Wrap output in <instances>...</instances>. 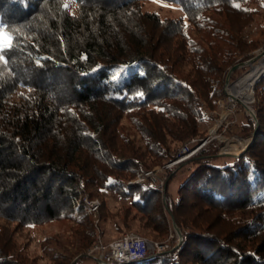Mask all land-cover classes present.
I'll list each match as a JSON object with an SVG mask.
<instances>
[{
	"label": "trees",
	"instance_id": "obj_1",
	"mask_svg": "<svg viewBox=\"0 0 264 264\" xmlns=\"http://www.w3.org/2000/svg\"><path fill=\"white\" fill-rule=\"evenodd\" d=\"M65 1L0 0V25L21 29L0 64V264L32 260L15 242L18 229L73 213L81 249L97 234L163 241L173 223L180 230L176 249L125 264H264V75L253 87L257 122L240 125L255 135L237 158L224 161L208 144L168 169L162 187L128 184L199 144L202 103L213 111L225 96L233 52L258 47L244 32L255 14L247 5L260 0H159L184 19L144 11L152 0H77L75 14ZM40 57L50 59L38 66ZM83 189L100 199L97 228L74 206Z\"/></svg>",
	"mask_w": 264,
	"mask_h": 264
},
{
	"label": "rangeland",
	"instance_id": "obj_2",
	"mask_svg": "<svg viewBox=\"0 0 264 264\" xmlns=\"http://www.w3.org/2000/svg\"><path fill=\"white\" fill-rule=\"evenodd\" d=\"M65 3H69V7L67 8L68 12L75 14L77 11L75 4L73 2H69V0H66ZM247 6L251 11H255V14L253 16V21L249 24L248 28L244 32V37L246 41L251 40L253 42H259V44L256 49L250 51L249 53H237V51L236 52L234 51L232 56L236 60V64L241 63L253 57L255 54L258 53L261 54L262 52H264V36L261 34L262 33L261 22L264 19V0H260L254 3H249ZM142 9L148 12H155L161 18L184 19L183 14L181 13L180 9L177 6L159 0H157V2H154V0L145 2ZM249 68H250L249 66H244L234 71L229 78L228 84L230 85L231 83H234L238 78L244 75L249 70ZM124 73L125 71L122 67L113 69L110 71L111 79L113 81H117L123 77ZM114 76H117V78L113 79ZM252 84L253 82L249 85V87ZM227 85L225 84L224 81L223 91L225 96L216 101L215 109L213 111L207 110L204 107L205 106L204 103H202L203 106L202 113L204 115V119L202 123L199 124V127H200V131L203 132L204 135L203 138L200 139L199 143L202 140L210 137L211 136L210 129L214 127L216 124L218 123L219 124L215 132V136L210 137V140H208L202 147H200V149L206 147L208 144L211 145L213 144V145H218L217 153H220L221 148L224 146L226 140H237V141L240 140L244 142V146H246L245 144L249 142L250 136H244L240 134V130H241L240 125L244 121V117L246 116L248 118L250 117L246 115L242 103L236 101L230 95H229L230 97V101H229L228 95L226 94ZM245 96L247 98V102H246L247 106L251 105L252 110L255 112V110L253 109L254 101H255L254 88L252 90V97L248 96V92H246ZM229 102L230 105L232 106L231 108L232 110L230 112H228L230 110ZM224 114L225 116L222 117ZM125 122L126 120H122V123ZM194 141L195 140H192L190 143L193 144ZM236 148L237 147L227 148V146L225 145V152H230V155L232 156H222L224 157L223 160L230 161L232 158H235L233 156L239 155L244 149V148L242 149H236ZM191 149L192 148H190L189 150ZM185 150L186 148H182L179 154L183 153ZM199 150L196 153H198ZM166 165L155 166L151 170H149V171L157 172L158 178L161 179L163 183L165 181L164 178L168 177L167 176L168 169L164 168ZM189 167L190 166L188 164L184 163L175 170L176 171L175 179L172 180V182L169 185V189H168L169 192H174V189H176L178 185V181L183 178ZM84 195H88L89 198L91 199L96 198L100 202V199L98 197H92L91 192L89 190L83 189L80 191L79 196L74 203L75 207L78 206L82 207L81 196ZM100 207H101V202H100ZM89 217L91 218V221L94 219L91 215H89ZM78 220H79L78 215L76 213H73V215L70 218H60L54 222L47 223L42 226L18 229L13 234V237L15 239L18 248L23 245L22 246V248L24 249L23 253L30 254V258H32V260L30 261L29 264H51L52 262L55 261L64 262L65 264L67 263L71 264L77 259H79L78 264H92L94 260L90 256H87V253L90 251V249H92L94 244L87 249H81L80 243L82 242L81 240L82 236L80 233L82 229L81 226H79L75 222ZM129 232L139 235L141 237L145 236L134 230H131ZM95 238H94V243H95ZM144 238H146V236ZM146 239L149 240L150 242L166 245L168 248H165V251L170 250L177 243V236L173 228L168 233V237L163 241H159V240L157 241L154 239H150L148 237Z\"/></svg>",
	"mask_w": 264,
	"mask_h": 264
},
{
	"label": "built area",
	"instance_id": "obj_3",
	"mask_svg": "<svg viewBox=\"0 0 264 264\" xmlns=\"http://www.w3.org/2000/svg\"><path fill=\"white\" fill-rule=\"evenodd\" d=\"M204 144L205 143H203L201 147ZM187 151L186 149L183 153ZM183 153L179 154V156ZM178 163L180 162L176 161L174 164H167L164 168L170 169L171 166L173 167ZM148 179L152 182H158V185L162 187L163 181L158 178L157 172L154 171L142 172L128 184H140ZM81 197L82 206L86 213L94 218V226L97 228L99 223L97 218L100 209L99 200L96 198L91 199L88 195ZM165 248L168 247L166 245L150 242L146 238L130 232L124 233L119 239L110 242H104L100 235L97 234L94 246L87 253V256H90L97 264H125L141 261L150 255L160 254L165 251Z\"/></svg>",
	"mask_w": 264,
	"mask_h": 264
},
{
	"label": "bare ground",
	"instance_id": "obj_4",
	"mask_svg": "<svg viewBox=\"0 0 264 264\" xmlns=\"http://www.w3.org/2000/svg\"><path fill=\"white\" fill-rule=\"evenodd\" d=\"M249 66V70L242 75L240 78H238L234 83H231L230 85L228 84V86L226 87V92L228 94V99H229V95L235 99L236 101L242 103V106L245 110V112L248 111V109H250V106H247V98L245 96L247 89L249 87V85L254 82V80L263 72L264 70V52H262L261 54H257V58L255 60H253L252 62H250L248 65ZM243 67V66H242ZM241 68V67H240ZM252 102V100H251ZM229 108L230 110L228 112H230L232 109V106L230 105L229 102ZM225 114L222 116L224 117ZM219 124V123H218ZM218 124H216L214 127H212L210 129V137L215 136V132L218 128ZM248 142V140H247ZM247 144V143H246ZM245 144V145H246ZM225 145L227 146V148H235L236 149H242L244 148V142L240 141V140H226L224 146L221 148V152L223 153H227L230 154V152H224V147ZM199 150V149H198ZM198 150L194 151L193 153L187 155V153L182 154L181 156L184 158L180 159L178 161H184L187 158H189L190 156H192L193 154H195ZM187 155V156H186ZM177 161V162H178Z\"/></svg>",
	"mask_w": 264,
	"mask_h": 264
},
{
	"label": "water",
	"instance_id": "obj_5",
	"mask_svg": "<svg viewBox=\"0 0 264 264\" xmlns=\"http://www.w3.org/2000/svg\"><path fill=\"white\" fill-rule=\"evenodd\" d=\"M257 58V54H255L253 57H251V58H249V59H247V60H245V61H243V62H241V63H237V64H235V65H233L229 70H228V72H227V74H226V76H225V84L227 85L228 84V81H229V78H230V76L232 75V73L234 72V71H236L237 69H239L240 67H244V66H246V65H248L250 62H252L253 60H255ZM264 75V71L254 80V82H253V87H254V84L262 77ZM253 87H252V90H253ZM227 94V93H226ZM228 95V94H227ZM246 113V115H248L249 117H250V119L251 120H253L254 122H257V119H256V114H255V112L252 110V108H250V109H248V111L247 112H245ZM254 135H255V131L252 133V135H251V137L249 138V142L246 144V146L244 147V149L242 150V152L241 153H243L250 145H251V142H252V140H253V138H254ZM208 140H210V137H208V138H206V139H204V140H202L198 145H196L194 148H192L191 150H188L187 152H185V153H187V155H189V154H191V153H193L194 151H196V150H198V149H200V147H201V145L203 144V143H206ZM240 153V154H241ZM184 154V153H183ZM239 154V155H240ZM186 155V156H187ZM239 155H236V156H233V157H235V158H237ZM216 156H232V155H230V154H227V153H217L216 154ZM184 158V156L182 157L181 155L178 157V158H176L175 160H173L172 162H170L169 164H171V163H173L174 164V162H176V161H178V160H180V159H183ZM179 162H181V161H179ZM173 230H174V232L176 233V236H177V243H176V245H174L171 249H170V251H172V250H174V249H176L178 246H179V244L181 243V241H182V234H181V232H180V230L176 227V225L173 223Z\"/></svg>",
	"mask_w": 264,
	"mask_h": 264
},
{
	"label": "snow or ice",
	"instance_id": "obj_6",
	"mask_svg": "<svg viewBox=\"0 0 264 264\" xmlns=\"http://www.w3.org/2000/svg\"><path fill=\"white\" fill-rule=\"evenodd\" d=\"M69 2H77V0H69ZM79 3H83V0H78ZM157 2V0H154ZM174 2H179V0H174ZM238 6V5H237ZM62 7L67 9L69 7V3H63ZM187 27V25H185ZM21 29H10L6 26L0 25V64H2L5 68L8 65V55L9 52L14 50L17 47L18 41L16 40L17 35H19ZM43 59H50L45 57H40L36 63L38 66H43L40 61ZM2 75V73H0ZM117 76H114L113 79H116ZM138 96H142V94H138Z\"/></svg>",
	"mask_w": 264,
	"mask_h": 264
}]
</instances>
